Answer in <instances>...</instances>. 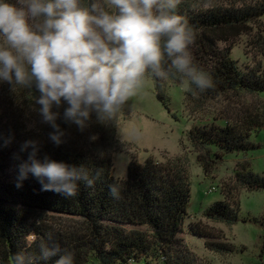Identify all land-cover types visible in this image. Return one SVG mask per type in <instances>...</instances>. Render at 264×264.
I'll list each match as a JSON object with an SVG mask.
<instances>
[{
    "label": "trees",
    "instance_id": "obj_1",
    "mask_svg": "<svg viewBox=\"0 0 264 264\" xmlns=\"http://www.w3.org/2000/svg\"><path fill=\"white\" fill-rule=\"evenodd\" d=\"M92 3L96 0H83L86 7ZM98 6L109 10L104 4ZM175 12L187 20L193 31L194 41L189 52L195 66L211 79L212 87L199 89L178 72L171 59L163 53L162 75L156 76L149 71L145 78L152 79L156 98L167 110L166 83L179 85L186 82V96L201 102L229 93L264 92V25L260 22L264 17V0H254L250 4L243 0H180ZM241 35L249 37V48L261 58L246 72H242L230 57L229 47H218V43H227ZM0 92H8L14 98L17 94L20 103L34 106L35 98L39 96L34 86L18 87L13 91L7 82H0ZM118 115L109 124L106 122V128H94L98 136L91 143L74 141L57 147L49 139L52 128L33 134L27 133L26 125L21 132L23 137L14 136L8 146H12L11 153L15 158V178L8 181L0 177V264H12V256L26 248L39 254L42 242L49 248L59 246L60 254L63 250L72 252L74 264H134L141 261L147 264H195L196 259L185 242L187 234L201 239L210 252H232L226 244L218 243L222 237L213 236L199 223H190L185 228L190 182L180 158L159 162L149 156L142 163L131 158L125 177L114 178L110 154L112 150L120 151L127 146L116 139ZM95 117L93 114L90 120ZM220 120L219 124L193 126L186 133L190 145L201 154L197 155V163L205 175L223 156L257 150L258 145L249 139L252 134L264 130V118L257 113ZM59 124L65 132L67 128H76V125L66 124L63 120ZM28 140L39 143L37 158L41 161L47 157L69 165H83L92 173L99 169L101 175L91 188L83 181L78 182L79 191L73 198L43 191L39 181L32 176L17 188V167L28 160L31 151L22 152L21 145ZM247 166L242 164L235 174L237 185L247 191L264 190V176L252 172ZM111 186L118 197L111 194ZM46 213L63 215L81 223L68 234L48 238L36 223L42 221L41 215ZM202 215L226 225L239 221L246 223L239 216L238 205L231 192H226L222 200L209 205ZM30 232L35 233L38 239L26 240ZM58 258L51 257L47 264H55Z\"/></svg>",
    "mask_w": 264,
    "mask_h": 264
},
{
    "label": "clouds",
    "instance_id": "obj_2",
    "mask_svg": "<svg viewBox=\"0 0 264 264\" xmlns=\"http://www.w3.org/2000/svg\"><path fill=\"white\" fill-rule=\"evenodd\" d=\"M180 0H108V8L83 0H0V82L13 91L32 88L43 122L51 126L55 146L66 143L57 122L74 124L83 132L95 114L100 123L113 120L121 106L137 94L146 72L162 75L163 53L172 66L199 89L212 87L189 52L194 34L175 10ZM163 48V52H162ZM63 108L61 113L59 109ZM14 138L8 137L4 146ZM95 141L97 138L92 136ZM31 151L17 167L16 187L32 176L43 191L65 198L77 196L79 183L93 187L101 171L69 165L47 157L37 158L40 146L28 140L21 151ZM113 196L118 197L113 186ZM26 240L38 236L28 233ZM39 244V254L29 249L12 256V264H40L59 256L55 264H74L72 252Z\"/></svg>",
    "mask_w": 264,
    "mask_h": 264
},
{
    "label": "rangeland",
    "instance_id": "obj_3",
    "mask_svg": "<svg viewBox=\"0 0 264 264\" xmlns=\"http://www.w3.org/2000/svg\"><path fill=\"white\" fill-rule=\"evenodd\" d=\"M243 1L250 4L254 0ZM12 2L16 3V0ZM96 3L104 4L108 8V0H96ZM260 22L264 25V17ZM248 41V36L241 35L227 43H218L220 49L230 48V57L237 62L242 72L254 67L261 59L256 51L249 48ZM0 42V46H6L2 39ZM187 86L186 82L179 85L166 83L165 93L169 99L167 110L156 98L152 79H144L137 94L121 106L117 117L116 139L127 146H123L120 151L112 150V174L116 179H123L131 158L140 163L149 156L159 162L167 158H180L185 164L190 182V202L185 228L190 223H199L213 236L222 237L218 243L226 244L232 251L210 252L206 250L201 239L187 234L185 242L196 259L195 264H264V190L247 191L238 186L235 179L242 164L248 165L247 168L252 172L264 176V130L252 134L249 139L251 143L258 145L257 150L223 156L211 166L206 175L197 163V155L201 154L186 138V133L193 126L219 124L220 119H234L237 115L256 113L264 118V92L229 93L201 102L186 96ZM19 99L17 94L14 98L8 92H0V177L8 181L15 178V158L11 153L12 146H4L5 139L10 136L14 138L15 135L20 137L25 125L27 133L33 134L39 131L43 133L45 129L51 128L42 121L38 105L20 103ZM59 111L62 113L63 108ZM109 121H106L107 124ZM106 122L100 123L95 117L81 134L77 126L70 130L67 128L66 142L91 143V137L98 136L94 128H106ZM79 137L82 139L76 140ZM212 186L217 190L207 193ZM226 192L232 193V198L238 205L239 216L246 223L239 221L234 225H226L203 217L204 210L212 203L222 200ZM41 219L42 221L36 223L48 238L68 234L81 223L80 220L52 213L41 215Z\"/></svg>",
    "mask_w": 264,
    "mask_h": 264
},
{
    "label": "built area",
    "instance_id": "obj_4",
    "mask_svg": "<svg viewBox=\"0 0 264 264\" xmlns=\"http://www.w3.org/2000/svg\"><path fill=\"white\" fill-rule=\"evenodd\" d=\"M217 189H216V187L215 186H212V187H210L209 189H208V192L207 193H213V192H215ZM140 264H147V262H145V261H141L140 262Z\"/></svg>",
    "mask_w": 264,
    "mask_h": 264
},
{
    "label": "crops",
    "instance_id": "obj_5",
    "mask_svg": "<svg viewBox=\"0 0 264 264\" xmlns=\"http://www.w3.org/2000/svg\"><path fill=\"white\" fill-rule=\"evenodd\" d=\"M259 149V148H258Z\"/></svg>",
    "mask_w": 264,
    "mask_h": 264
}]
</instances>
